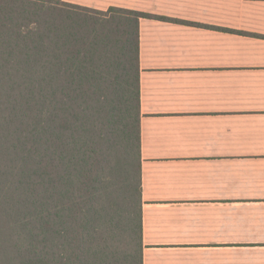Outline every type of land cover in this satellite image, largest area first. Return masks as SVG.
I'll list each match as a JSON object with an SVG mask.
<instances>
[{
	"label": "trees",
	"instance_id": "trees-1",
	"mask_svg": "<svg viewBox=\"0 0 264 264\" xmlns=\"http://www.w3.org/2000/svg\"><path fill=\"white\" fill-rule=\"evenodd\" d=\"M140 17L0 0V264H143Z\"/></svg>",
	"mask_w": 264,
	"mask_h": 264
},
{
	"label": "crops",
	"instance_id": "crops-1",
	"mask_svg": "<svg viewBox=\"0 0 264 264\" xmlns=\"http://www.w3.org/2000/svg\"><path fill=\"white\" fill-rule=\"evenodd\" d=\"M139 19L143 264H264V0H63Z\"/></svg>",
	"mask_w": 264,
	"mask_h": 264
}]
</instances>
